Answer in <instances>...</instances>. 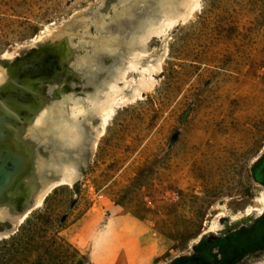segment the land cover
<instances>
[{
  "label": "rangeland",
  "instance_id": "1",
  "mask_svg": "<svg viewBox=\"0 0 264 264\" xmlns=\"http://www.w3.org/2000/svg\"><path fill=\"white\" fill-rule=\"evenodd\" d=\"M2 106L0 264L219 261L261 225L264 0H0Z\"/></svg>",
  "mask_w": 264,
  "mask_h": 264
},
{
  "label": "trees",
  "instance_id": "2",
  "mask_svg": "<svg viewBox=\"0 0 264 264\" xmlns=\"http://www.w3.org/2000/svg\"><path fill=\"white\" fill-rule=\"evenodd\" d=\"M217 244L222 253L219 261L209 254V250L199 248L196 254L178 258L172 264H235L251 251L264 250V217L258 229L239 242L224 239Z\"/></svg>",
  "mask_w": 264,
  "mask_h": 264
},
{
  "label": "bare ground",
  "instance_id": "3",
  "mask_svg": "<svg viewBox=\"0 0 264 264\" xmlns=\"http://www.w3.org/2000/svg\"><path fill=\"white\" fill-rule=\"evenodd\" d=\"M173 5V4H172ZM172 5H171V7H172ZM106 45H108L109 46V44H106ZM41 105H46L47 107H49V104H47V103H42ZM7 106V105H6ZM10 109V108H9ZM49 109H50V107H49ZM48 110V109H47ZM50 111H51V118H50V120L48 121V123H47V126H43V128L42 129H39L38 131H33V130H31L32 132H34V134H32V136H38V137H43V138H45V137H48V136H54V130H52V126H51V124H52V121L54 120V119H58L59 117H60V115H61V111L60 110H54L53 108H52V110L50 109ZM5 113H7V114H9V112H8V109L6 108V107H3L2 106V108H0V115L1 114H5ZM9 115H11V116H14V112H11V114H9ZM8 116V115H7ZM59 120V119H58ZM46 121V120H45ZM25 128H23V129H21V133H22V131L24 130ZM29 128H27V130H28ZM12 131L14 132V129H12ZM16 131V130H15ZM18 131H20V130H18ZM20 133V132H19ZM17 135V134H16ZM19 135H21V134H19ZM43 135H47V136H43ZM18 136V135H17ZM1 138V137H0ZM24 138V137H23ZM15 139V138H14ZM17 139V138H16ZM21 140H22V138H20ZM1 140V139H0ZM21 140H19V138L16 140L17 141V143H18V152H16V153H18V154H15V162L17 163L16 164V167H18L19 169H20V167H23V169H22V174H21V176L20 177H18L17 175H16V173H14V175H16V176H12V177H8L7 178V186H8V184H12L13 182H15L16 184L18 183L17 181H19V180H21L22 179V177L23 176H26L25 174L27 173V176L29 177V179L27 178V176L25 177V179L27 180V182H29L30 183V185H37L41 180H40V172H38V171H40V170H37V171H35V169L37 168V162H39L36 158H37V155H35L34 153V149L33 148H31V151H30V154H28V156H26L25 154H24V147L27 145H23L22 143H21ZM24 142V141H23ZM4 143V142H3ZM4 144H7V142L6 143H4ZM16 144V143H15ZM9 145H10V147H9ZM8 145V147H7V145H6V147L7 148H11V144H9ZM1 146V145H0ZM4 146V145H3ZM15 150H17V148L15 149ZM15 153V152H14ZM54 155V154H53ZM52 156V155H51ZM53 158V157H52ZM56 160L58 159L59 160V162H60V160H62L58 155H56L55 157H54ZM53 158V160H55ZM41 158H39V160H40ZM5 160V159H4ZM58 160H57V162H58ZM63 161V160H62ZM65 161V160H64ZM44 162V161H43ZM40 163V162H39ZM45 163V162H44ZM51 163H53V162H51ZM46 164V163H45ZM43 166V165H42ZM45 166V165H44ZM1 167V166H0ZM29 167H30V169H29ZM15 168V167H14ZM18 168H16V171H18ZM48 168V167H47ZM46 168V169H47ZM38 169H40V168H38ZM48 170H50V169H48ZM15 171V170H14ZM44 172V171H43ZM18 177V178H17ZM40 184V183H39ZM19 185V184H18ZM41 185H42V183H41ZM15 186V188H14V191H17V189H18V187H16V185H14ZM35 186H34V188H35ZM32 188V187H31ZM30 188V189H31ZM33 189V188H32ZM37 189H39V188H37ZM34 190V189H33ZM32 190V191H33ZM35 190H36V188H35ZM36 192V191H35ZM2 200V199H1ZM0 200V201H1ZM6 203V202H5ZM5 209V208H4ZM3 209V210H4ZM8 209H10V208H8ZM1 210V209H0ZM2 210V211H3ZM7 211V210H6ZM9 211V210H8ZM218 226V225H217ZM221 229H224V230H226L227 229V226H225L224 228H221ZM264 264V263H263Z\"/></svg>",
  "mask_w": 264,
  "mask_h": 264
},
{
  "label": "crops",
  "instance_id": "4",
  "mask_svg": "<svg viewBox=\"0 0 264 264\" xmlns=\"http://www.w3.org/2000/svg\"><path fill=\"white\" fill-rule=\"evenodd\" d=\"M142 253H143V256H141V258L139 257L140 259L138 258L134 261L137 262L138 260H141V262H143L142 264H154L156 260V256H155L156 254L153 255V253H150L148 248H144Z\"/></svg>",
  "mask_w": 264,
  "mask_h": 264
},
{
  "label": "water",
  "instance_id": "5",
  "mask_svg": "<svg viewBox=\"0 0 264 264\" xmlns=\"http://www.w3.org/2000/svg\"><path fill=\"white\" fill-rule=\"evenodd\" d=\"M5 116V115H4Z\"/></svg>",
  "mask_w": 264,
  "mask_h": 264
}]
</instances>
